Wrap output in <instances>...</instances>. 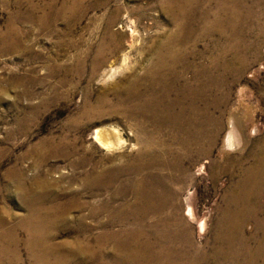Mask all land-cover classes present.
I'll use <instances>...</instances> for the list:
<instances>
[{
	"label": "rangeland",
	"instance_id": "1",
	"mask_svg": "<svg viewBox=\"0 0 264 264\" xmlns=\"http://www.w3.org/2000/svg\"><path fill=\"white\" fill-rule=\"evenodd\" d=\"M31 4L0 0V219L5 227L28 217L31 199L45 209L59 205L58 214L66 217L56 221L55 243L69 250L92 245L107 230H149L121 214L132 196L124 174L119 175L137 162L138 141L144 138L111 104L126 98L129 82L153 65L158 45L176 36L181 52L212 62V148L208 157H199V150L188 157L189 171L176 172L174 184L162 181L161 200L147 204L160 213L149 210L144 220L149 225L159 219L170 230L189 232L199 257L211 250L236 181L221 172L226 158L250 152L264 138V38L254 28L264 19V0H35L37 13ZM63 7L68 8L58 18ZM45 8L48 15L41 19ZM11 24L22 32L18 48L4 39ZM217 62L230 63L231 72L216 68ZM110 69L117 71L112 77ZM243 107L249 108L251 124L239 130L235 118L244 119ZM231 124L234 148L228 141ZM97 130L111 135L114 148L95 140ZM94 169L106 174L88 182ZM251 229L248 224L246 230ZM15 231L19 259L10 255L4 264H31L28 234L23 227Z\"/></svg>",
	"mask_w": 264,
	"mask_h": 264
},
{
	"label": "bare ground",
	"instance_id": "2",
	"mask_svg": "<svg viewBox=\"0 0 264 264\" xmlns=\"http://www.w3.org/2000/svg\"><path fill=\"white\" fill-rule=\"evenodd\" d=\"M29 1L31 11H39L37 4L33 5L35 0ZM66 8L58 12V18ZM47 10L41 9V19L48 15L45 14ZM183 10L185 8H181ZM167 11L172 15L171 9ZM263 20L254 25L262 38ZM53 22L51 20L49 24L52 27ZM17 30L11 24L4 35V39L15 42L14 48L20 46L17 39L22 36ZM177 39L173 36L160 43L154 63L145 75L131 80L125 90L127 97L120 96L118 104H111L115 113L119 112L135 123L144 138L138 141L142 151L138 153L137 162L119 175L124 174V181H128L125 190L132 196V201L121 208V214L125 211V221H134L149 230H107L93 239L92 245L87 243L85 247L78 245L69 250L65 244L55 243L56 221L64 216V212L58 214L61 213L59 205L45 209L30 199L28 217L19 225L5 227V222L0 219V230H3L0 232V264H4L10 255L19 259L17 227H23L28 234L25 244L31 264H75L80 257L83 259L77 264H206L210 260L214 264H264V138L253 143L250 152L226 158V166L221 172L236 181L223 211V230L218 232L211 250L204 251L199 257L189 232L170 230L159 219L149 225L144 220L150 211L154 215L160 213V209L151 206V210L148 205L161 200L158 189L162 187V181L174 184L178 179L176 172L189 171L185 165L188 157L198 150L199 157H208L212 148V62L205 63L204 56L193 52H181L179 44L175 43ZM256 53L262 60L260 52ZM215 67L231 72L230 63L217 62ZM114 72L117 71L110 69L109 76ZM243 109L244 119L235 118L239 130L251 124L249 108ZM230 128L228 141L234 148L235 126L231 124ZM95 140L107 149L116 145L105 131L97 130ZM181 157L183 162L179 160ZM105 174V170H95L86 179L88 182L99 180ZM248 224L251 230H246Z\"/></svg>",
	"mask_w": 264,
	"mask_h": 264
}]
</instances>
